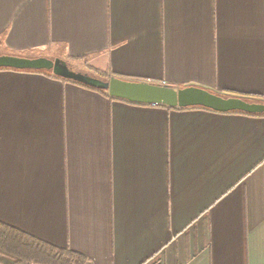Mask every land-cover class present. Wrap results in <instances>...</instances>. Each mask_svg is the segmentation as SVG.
I'll return each instance as SVG.
<instances>
[{"label": "crops", "instance_id": "crops-1", "mask_svg": "<svg viewBox=\"0 0 264 264\" xmlns=\"http://www.w3.org/2000/svg\"><path fill=\"white\" fill-rule=\"evenodd\" d=\"M3 55L264 101V0H0ZM0 223L87 264H264V116L0 70Z\"/></svg>", "mask_w": 264, "mask_h": 264}, {"label": "water", "instance_id": "water-1", "mask_svg": "<svg viewBox=\"0 0 264 264\" xmlns=\"http://www.w3.org/2000/svg\"><path fill=\"white\" fill-rule=\"evenodd\" d=\"M0 69L52 72L59 78L104 91L112 99L131 104L163 106L182 110L204 108L222 114L233 112L251 115L264 114V103L248 102L236 97H224L198 87L176 88L170 85L133 82L115 77L105 81L76 71L61 59L3 55L0 56Z\"/></svg>", "mask_w": 264, "mask_h": 264}, {"label": "trees", "instance_id": "trees-1", "mask_svg": "<svg viewBox=\"0 0 264 264\" xmlns=\"http://www.w3.org/2000/svg\"><path fill=\"white\" fill-rule=\"evenodd\" d=\"M73 61H82V60L73 59L66 62L68 64H71ZM0 70H13V69H0ZM15 71H19V70H15ZM85 71H86L85 73L105 81H108L111 78L109 75L100 73L99 71L92 69L88 65L86 66ZM21 72L37 73V74H44L46 76H51L63 82L72 83L77 86L83 87L85 89L104 94L110 100H116V99H112L108 95V93L104 91L97 90L80 83L59 78L55 76L52 72H46V71H21ZM222 96L241 98L248 102L264 103V101L257 96H233L230 94H222ZM140 106H146V105H140ZM189 109H204V108H189ZM183 110H188V109H183ZM204 110H208V109H204ZM229 114H241L247 116H264V114L251 115L241 112H233ZM87 262L88 260L80 254H77L70 250H62V249L54 248L48 244L33 239L15 229H12L0 223V264H87Z\"/></svg>", "mask_w": 264, "mask_h": 264}, {"label": "rangeland", "instance_id": "rangeland-1", "mask_svg": "<svg viewBox=\"0 0 264 264\" xmlns=\"http://www.w3.org/2000/svg\"><path fill=\"white\" fill-rule=\"evenodd\" d=\"M21 55V54H18ZM15 56V55H13ZM23 57V56H21ZM30 57H37V54H31ZM39 58H45V57H39ZM74 70L79 71V72H83L85 73V69H83L82 65L80 64V66L76 65V64H69Z\"/></svg>", "mask_w": 264, "mask_h": 264}]
</instances>
